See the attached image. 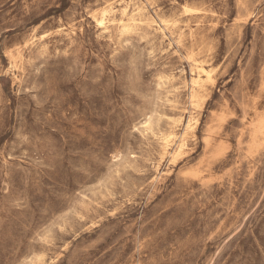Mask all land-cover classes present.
Returning <instances> with one entry per match:
<instances>
[{
    "label": "rangeland",
    "instance_id": "obj_1",
    "mask_svg": "<svg viewBox=\"0 0 264 264\" xmlns=\"http://www.w3.org/2000/svg\"><path fill=\"white\" fill-rule=\"evenodd\" d=\"M0 264H264V0H0Z\"/></svg>",
    "mask_w": 264,
    "mask_h": 264
},
{
    "label": "bare ground",
    "instance_id": "obj_2",
    "mask_svg": "<svg viewBox=\"0 0 264 264\" xmlns=\"http://www.w3.org/2000/svg\"><path fill=\"white\" fill-rule=\"evenodd\" d=\"M106 6V5H105ZM111 11V10H110ZM126 11V9H124V12ZM113 12V11H112ZM115 12V11H114ZM123 12V13H124ZM106 14H107V11L106 10H103L102 11V13H101V15H100V17H98V18H95V20H96V22H97V24L98 25H102L104 22H105V18H106ZM200 73H203L204 74V76H205V78L207 79V80H211L212 79V75H211V73L209 72V71H206V70H204V69H202V68H200V71H199ZM196 83H198L197 81H196ZM189 127H191V124L189 125ZM165 143H166V147H168V141H165ZM183 143H184V139H182V142L178 145V147H181L182 145H183Z\"/></svg>",
    "mask_w": 264,
    "mask_h": 264
}]
</instances>
